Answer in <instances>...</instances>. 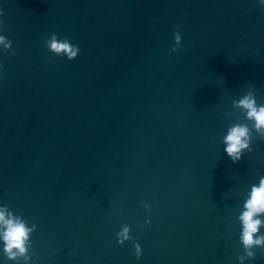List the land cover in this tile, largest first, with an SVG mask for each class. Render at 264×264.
Returning <instances> with one entry per match:
<instances>
[{
  "label": "water",
  "instance_id": "water-1",
  "mask_svg": "<svg viewBox=\"0 0 264 264\" xmlns=\"http://www.w3.org/2000/svg\"><path fill=\"white\" fill-rule=\"evenodd\" d=\"M0 10L12 41L0 45V206L37 225L28 264H240L238 217L264 176V139L253 132L237 163L222 140L247 123L233 100L252 89L264 104L260 0ZM52 33L79 45L74 60L48 51ZM124 225L133 239L121 247ZM3 247L0 264H16ZM254 252L244 264H264Z\"/></svg>",
  "mask_w": 264,
  "mask_h": 264
},
{
  "label": "clouds",
  "instance_id": "clouds-1",
  "mask_svg": "<svg viewBox=\"0 0 264 264\" xmlns=\"http://www.w3.org/2000/svg\"><path fill=\"white\" fill-rule=\"evenodd\" d=\"M260 3L264 5V0H260ZM3 15V11L0 10V16ZM3 25L4 22L0 20V28ZM173 35L175 46L171 49V52H176L181 44V35L179 31H175ZM0 45L3 46L5 51H8L12 48V41L0 35ZM45 47L54 55L67 57L68 60H74L81 51L78 44H72L67 37L58 39L55 33H52L45 40ZM12 54L15 55V52ZM232 106L238 109L240 115L247 121V123H242L238 120L233 123L227 129V134L222 140L225 145L224 152L233 163H237L246 151H252L253 132L264 139V104H258L254 91L249 89L241 98L233 100ZM144 207L150 210L149 205L145 204ZM238 219L241 225L239 242L245 253L240 255L238 260L240 264H244L245 259L255 258V248H264V233L260 232V229L264 228V176L260 177L258 185L253 184L251 186ZM144 223L150 224L151 221L145 220ZM36 228V224H32L31 227L27 226V221L9 211L7 206H0V241L3 242V252L7 261H14L16 264H21V261H23V264H28L32 258L29 255L32 247L30 237L36 231ZM130 232V226L124 225L116 234L117 243L121 247L124 246L126 241L133 239ZM134 248L136 258L139 260L142 256L141 246L139 243H135Z\"/></svg>",
  "mask_w": 264,
  "mask_h": 264
}]
</instances>
